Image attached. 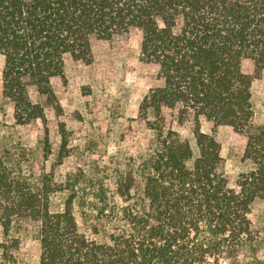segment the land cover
I'll list each match as a JSON object with an SVG mask.
<instances>
[{"label":"trees","instance_id":"1","mask_svg":"<svg viewBox=\"0 0 264 264\" xmlns=\"http://www.w3.org/2000/svg\"><path fill=\"white\" fill-rule=\"evenodd\" d=\"M131 33L155 85L137 113L151 138L113 183L120 203L106 187L80 198L74 184L11 167L0 151V264H21L27 222L38 264H217L255 246L249 215L264 199V131L252 123L251 85L264 69V0H0V103L15 125H44L45 107L57 104L51 82L66 66L91 64L95 44ZM163 109L189 124L191 139L166 125ZM201 119L245 138L250 169L232 187Z\"/></svg>","mask_w":264,"mask_h":264},{"label":"rangeland","instance_id":"2","mask_svg":"<svg viewBox=\"0 0 264 264\" xmlns=\"http://www.w3.org/2000/svg\"><path fill=\"white\" fill-rule=\"evenodd\" d=\"M139 44L140 36L131 33L95 44L89 65L68 64L64 79L51 82L57 104L45 107L44 125L35 122L17 126L12 109L0 103V151L7 165L31 169L34 177L46 173L58 184H74L80 198L101 193V187L109 188L110 196L119 204L113 183L117 175L130 171L133 158L151 138L137 113L140 100L155 85V72L140 61ZM1 67L0 57V89ZM242 70L254 73L249 61L243 63ZM258 75H253L251 85L252 123L264 131V69ZM31 98L35 101L34 94ZM161 115L167 126L191 139L189 124L177 126L174 111L163 109ZM200 126L218 143L232 187L236 177L250 169L242 159L245 138L227 126L213 128L204 119ZM64 195L65 191L53 194L52 209L60 207ZM81 212L74 207V216L86 231L78 216ZM249 221L255 246L243 249L236 259H220L217 264H264V199L253 202ZM34 226L27 222L20 230L21 264H38Z\"/></svg>","mask_w":264,"mask_h":264}]
</instances>
